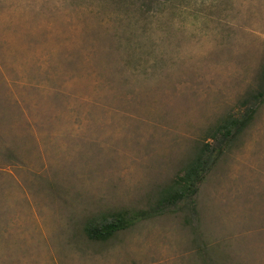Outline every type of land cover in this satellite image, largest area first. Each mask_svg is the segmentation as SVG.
I'll return each mask as SVG.
<instances>
[{
	"label": "rangeland",
	"instance_id": "374dc122",
	"mask_svg": "<svg viewBox=\"0 0 264 264\" xmlns=\"http://www.w3.org/2000/svg\"><path fill=\"white\" fill-rule=\"evenodd\" d=\"M0 0V264H264V103L193 198L148 209L264 62V0Z\"/></svg>",
	"mask_w": 264,
	"mask_h": 264
},
{
	"label": "trees",
	"instance_id": "16d2710c",
	"mask_svg": "<svg viewBox=\"0 0 264 264\" xmlns=\"http://www.w3.org/2000/svg\"><path fill=\"white\" fill-rule=\"evenodd\" d=\"M154 0H148V10ZM264 103V62L257 86L250 87L239 100V110L226 113L216 125L205 132L192 156L181 166L173 180L164 186L158 199L148 209H119L87 218L83 230L94 241H108L119 231L138 221L174 211L182 202L194 203L207 175L230 153L240 136L253 124L258 109Z\"/></svg>",
	"mask_w": 264,
	"mask_h": 264
}]
</instances>
